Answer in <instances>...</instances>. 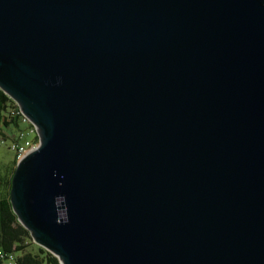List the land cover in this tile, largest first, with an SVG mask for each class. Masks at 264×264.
<instances>
[{
    "label": "water",
    "instance_id": "water-1",
    "mask_svg": "<svg viewBox=\"0 0 264 264\" xmlns=\"http://www.w3.org/2000/svg\"><path fill=\"white\" fill-rule=\"evenodd\" d=\"M0 88L60 264H264V0H0Z\"/></svg>",
    "mask_w": 264,
    "mask_h": 264
},
{
    "label": "trees",
    "instance_id": "trees-1",
    "mask_svg": "<svg viewBox=\"0 0 264 264\" xmlns=\"http://www.w3.org/2000/svg\"><path fill=\"white\" fill-rule=\"evenodd\" d=\"M18 105L0 88V142L6 143L22 130ZM37 141V139H35ZM18 158L10 166H0V252L14 255L12 264H60L58 259L34 242L20 223L11 203V183ZM34 247V252L29 251ZM0 264H7L0 258Z\"/></svg>",
    "mask_w": 264,
    "mask_h": 264
},
{
    "label": "built area",
    "instance_id": "built-area-1",
    "mask_svg": "<svg viewBox=\"0 0 264 264\" xmlns=\"http://www.w3.org/2000/svg\"><path fill=\"white\" fill-rule=\"evenodd\" d=\"M18 113L21 115V124L28 126V129H22L10 141L11 142L10 149L15 151L16 156L19 159L22 150H25V149L34 150L38 147L40 141H39V135L37 132V128L35 127V125H32V122L28 119V117H26L22 113L20 108L18 109ZM30 133L36 134L35 139H37V141L34 140V142H31L26 139ZM0 258L4 260L7 264H12L15 259L13 254L7 255V254H4L3 252H0Z\"/></svg>",
    "mask_w": 264,
    "mask_h": 264
},
{
    "label": "rangeland",
    "instance_id": "rangeland-1",
    "mask_svg": "<svg viewBox=\"0 0 264 264\" xmlns=\"http://www.w3.org/2000/svg\"><path fill=\"white\" fill-rule=\"evenodd\" d=\"M22 129H28V126L22 125ZM35 137H36V134L30 133L26 139L28 141L34 142ZM10 144L11 142L9 140L6 143L0 142V166L2 167L10 166L13 160L15 159L16 153L15 151L10 149ZM18 160H21V159L19 158ZM29 251L34 252L35 251L34 247H31Z\"/></svg>",
    "mask_w": 264,
    "mask_h": 264
},
{
    "label": "bare ground",
    "instance_id": "bare-ground-1",
    "mask_svg": "<svg viewBox=\"0 0 264 264\" xmlns=\"http://www.w3.org/2000/svg\"><path fill=\"white\" fill-rule=\"evenodd\" d=\"M32 125H34V124L32 123ZM28 151L30 152V151H33V150H30V149L22 150L21 154H20V159L24 158L29 153Z\"/></svg>",
    "mask_w": 264,
    "mask_h": 264
}]
</instances>
